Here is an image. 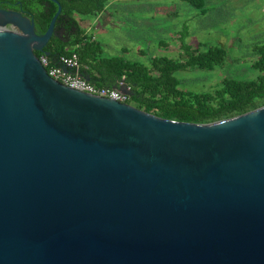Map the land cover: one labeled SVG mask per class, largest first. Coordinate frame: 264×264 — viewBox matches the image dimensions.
Returning a JSON list of instances; mask_svg holds the SVG:
<instances>
[{
    "label": "water",
    "instance_id": "obj_1",
    "mask_svg": "<svg viewBox=\"0 0 264 264\" xmlns=\"http://www.w3.org/2000/svg\"><path fill=\"white\" fill-rule=\"evenodd\" d=\"M51 1L43 35L0 9V264H264V107L198 124L70 89L35 54Z\"/></svg>",
    "mask_w": 264,
    "mask_h": 264
},
{
    "label": "trees",
    "instance_id": "obj_2",
    "mask_svg": "<svg viewBox=\"0 0 264 264\" xmlns=\"http://www.w3.org/2000/svg\"><path fill=\"white\" fill-rule=\"evenodd\" d=\"M57 1L62 12L56 23L57 35L46 47L48 57L76 55L84 78L89 77L92 84L104 88H118L123 84L131 93L129 104L140 110L165 119L204 124L256 110L257 102L264 99V45L256 49L260 58L253 67L261 73L256 80L224 79L213 92H186L180 89L174 75L192 69L213 71L224 64L227 56L224 49L204 44L191 46L182 39L179 60L154 57L149 66H145L120 57H106L92 36H84L75 15H99L109 0ZM181 1L205 14V0ZM0 9L22 12L34 21L37 34L43 35L57 13L58 5L51 0H0ZM61 29L71 42H65L58 35ZM35 54L37 57L43 55Z\"/></svg>",
    "mask_w": 264,
    "mask_h": 264
},
{
    "label": "rangeland",
    "instance_id": "obj_3",
    "mask_svg": "<svg viewBox=\"0 0 264 264\" xmlns=\"http://www.w3.org/2000/svg\"><path fill=\"white\" fill-rule=\"evenodd\" d=\"M205 3V14H201L179 0H109L107 11L126 31L115 30L113 34L101 28L100 20L92 24L91 19L97 15L75 17L81 24L84 21L87 27L97 28L89 31L97 41L105 34L110 42L124 40L142 48L144 56L138 50H129L125 58L145 66L154 57L179 60L182 39L191 46L204 44L224 49L225 62L213 71L192 69L174 75L180 89L186 92H213L224 79L256 80L261 73L253 64L260 58L256 49L264 45V0H205ZM261 107L264 99L257 102V109Z\"/></svg>",
    "mask_w": 264,
    "mask_h": 264
},
{
    "label": "built area",
    "instance_id": "obj_4",
    "mask_svg": "<svg viewBox=\"0 0 264 264\" xmlns=\"http://www.w3.org/2000/svg\"><path fill=\"white\" fill-rule=\"evenodd\" d=\"M38 58L48 75L62 85L91 96L129 104L130 95L122 91L121 88L125 87L123 84L118 88H104L87 81L81 74L82 66L76 55H60L55 59H50L43 54Z\"/></svg>",
    "mask_w": 264,
    "mask_h": 264
},
{
    "label": "crops",
    "instance_id": "obj_5",
    "mask_svg": "<svg viewBox=\"0 0 264 264\" xmlns=\"http://www.w3.org/2000/svg\"><path fill=\"white\" fill-rule=\"evenodd\" d=\"M179 1H181V0H179ZM97 20L101 21V23L103 25L101 28L111 30L110 33H112L115 30H119L121 32H126V31H123L124 29H122L121 27H119L117 25V23H119V22H117L115 19H113V16L111 14H109V12L107 11V7L104 10V12L97 15L96 18L91 19L92 24H95L97 22ZM76 21L79 25V29L83 32L84 36H88V37L90 36L89 35L90 29H97V28H91L93 26L87 27V25L84 24L85 22L81 21V22H83L82 24L87 29L83 28V25L80 23V21L78 19H76ZM60 32L61 31L58 32V35ZM104 35L105 34H101L99 36V39H98L99 41H97V39L94 36H92V38H94L100 44L101 49L104 50V56H106V57H120V58L125 59L126 61H129L128 59L125 58V56L130 53L129 50H138L137 53L140 54L141 56H144V52L142 51L143 50L142 48H137L135 46L133 47L129 43H126L124 40H118L117 42H110V41H108L109 37L108 36L105 37ZM123 35L127 36L128 34L125 33ZM59 36L61 38H63V40L65 42L69 43L72 41L71 38H69L67 36V34H62ZM70 49H72V48H68V50H70ZM105 50H109V53L106 52ZM180 50H182V44L180 46ZM180 56H181V54H180ZM160 58H163V57H160Z\"/></svg>",
    "mask_w": 264,
    "mask_h": 264
},
{
    "label": "flooded vegetation",
    "instance_id": "obj_6",
    "mask_svg": "<svg viewBox=\"0 0 264 264\" xmlns=\"http://www.w3.org/2000/svg\"><path fill=\"white\" fill-rule=\"evenodd\" d=\"M2 10H5V9H2ZM8 11H10V10H8ZM12 11H13V10H12ZM60 31H61V32L59 33V35L66 34V32H65L64 29H61Z\"/></svg>",
    "mask_w": 264,
    "mask_h": 264
}]
</instances>
